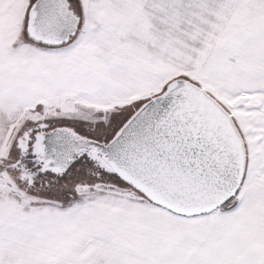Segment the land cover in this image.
Returning <instances> with one entry per match:
<instances>
[{
  "label": "snow or ice",
  "instance_id": "snow-or-ice-1",
  "mask_svg": "<svg viewBox=\"0 0 264 264\" xmlns=\"http://www.w3.org/2000/svg\"><path fill=\"white\" fill-rule=\"evenodd\" d=\"M0 264H264V0H0Z\"/></svg>",
  "mask_w": 264,
  "mask_h": 264
}]
</instances>
